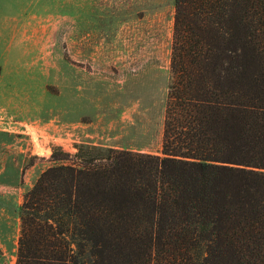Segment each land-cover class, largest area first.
<instances>
[{
	"label": "trees",
	"instance_id": "obj_1",
	"mask_svg": "<svg viewBox=\"0 0 264 264\" xmlns=\"http://www.w3.org/2000/svg\"><path fill=\"white\" fill-rule=\"evenodd\" d=\"M174 9L161 154L54 147L16 264H264V0Z\"/></svg>",
	"mask_w": 264,
	"mask_h": 264
},
{
	"label": "rangeland",
	"instance_id": "obj_2",
	"mask_svg": "<svg viewBox=\"0 0 264 264\" xmlns=\"http://www.w3.org/2000/svg\"><path fill=\"white\" fill-rule=\"evenodd\" d=\"M174 0H0V264L24 194L95 144L161 154Z\"/></svg>",
	"mask_w": 264,
	"mask_h": 264
}]
</instances>
